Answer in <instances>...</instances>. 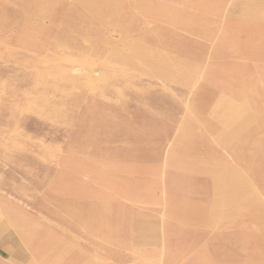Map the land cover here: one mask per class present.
I'll use <instances>...</instances> for the list:
<instances>
[{
	"label": "rangeland",
	"instance_id": "obj_1",
	"mask_svg": "<svg viewBox=\"0 0 264 264\" xmlns=\"http://www.w3.org/2000/svg\"><path fill=\"white\" fill-rule=\"evenodd\" d=\"M0 264H264V0H0Z\"/></svg>",
	"mask_w": 264,
	"mask_h": 264
},
{
	"label": "bare ground",
	"instance_id": "obj_2",
	"mask_svg": "<svg viewBox=\"0 0 264 264\" xmlns=\"http://www.w3.org/2000/svg\"><path fill=\"white\" fill-rule=\"evenodd\" d=\"M94 72V71H93ZM95 74V73H94ZM27 139V138H26Z\"/></svg>",
	"mask_w": 264,
	"mask_h": 264
}]
</instances>
